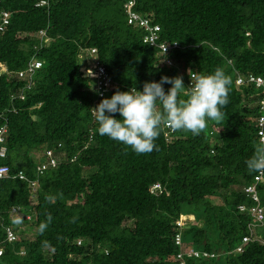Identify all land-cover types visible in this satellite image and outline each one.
<instances>
[{
  "label": "trees",
  "instance_id": "trees-1",
  "mask_svg": "<svg viewBox=\"0 0 264 264\" xmlns=\"http://www.w3.org/2000/svg\"><path fill=\"white\" fill-rule=\"evenodd\" d=\"M125 1L0 0V264H264V224L244 191L253 186L264 209V175L246 165L264 88L236 85L264 79V0H135L132 10L160 26L158 41L178 44L172 67L127 23ZM97 67L110 89L98 90ZM217 67L231 77L229 103L201 135L163 129L158 151L136 154L97 132L91 109L117 90L164 76L188 88L189 71ZM50 150L56 165L39 172ZM187 215L195 224L178 227Z\"/></svg>",
  "mask_w": 264,
  "mask_h": 264
},
{
  "label": "clouds",
  "instance_id": "clouds-1",
  "mask_svg": "<svg viewBox=\"0 0 264 264\" xmlns=\"http://www.w3.org/2000/svg\"><path fill=\"white\" fill-rule=\"evenodd\" d=\"M189 75L191 86L188 88L185 87L182 76H164L160 82H145L143 91H138L135 87L126 92L117 90L110 99H102L91 109L98 124L97 132L101 136L125 144L136 154L158 151L155 141L163 129L171 132H190L193 136L201 135L209 120L218 122L224 118L222 109L229 103L231 77L226 75L223 67H217L212 74L189 71ZM164 84L172 85L167 93ZM116 113H119L122 119L115 118ZM48 152L55 159L53 152ZM45 155L47 157V154ZM246 165L249 172L264 175V138L255 144L254 153L246 160ZM156 185H153L151 190L158 189L159 185L154 188ZM248 187L246 186L244 191ZM254 193L256 195L255 190ZM254 202L256 206L250 209V212L258 225L263 226L264 209L258 203L259 200ZM257 210L261 211L262 219L258 218ZM51 219L49 216V223ZM178 222L181 223L182 219ZM46 227L45 223H41V234ZM44 246H48L47 241Z\"/></svg>",
  "mask_w": 264,
  "mask_h": 264
},
{
  "label": "built area",
  "instance_id": "built-area-1",
  "mask_svg": "<svg viewBox=\"0 0 264 264\" xmlns=\"http://www.w3.org/2000/svg\"><path fill=\"white\" fill-rule=\"evenodd\" d=\"M44 2H42L43 4ZM135 6V0H126L124 8L126 10L127 14V23L129 25H132L133 27H137L138 29L142 30L144 34L142 35V43L149 45L150 47L157 48L160 50V54L165 58V63L167 66L172 67L173 63L172 60L168 58L170 54L174 52L178 48L177 43H172V44H166L163 42L158 41L159 39V32H160V26L157 24H154L152 22V19L149 18L148 16H143L138 12L133 11V7ZM7 15L4 14V23H7ZM93 52V51H92ZM41 67V62L35 61L32 62L27 70V74L31 75L33 70L39 69ZM94 75L95 82L97 84L98 90L100 89H110L111 86V80L106 73L105 69L103 67H97L94 71H92ZM19 76L23 77L24 73L20 72ZM190 77V75H189ZM189 85L191 86V78ZM236 85L237 86H242V85H253L255 88H264V79L260 76H255V75H247V76H239L236 80ZM263 94L261 99L259 98V107L261 109V115L259 116L258 120V135L261 138H264V89H263ZM6 133V126H1L0 127V159L5 158L6 156V147H5V141H4V134ZM167 136V134H166ZM47 163L42 165L40 168H38L39 172H42L45 167L50 166V167H55L56 161L54 158L51 157V153L47 152ZM8 172V169L6 166L1 165L0 166V179L4 178L6 173ZM21 175V173H19ZM260 173H258V176L255 178V180H260ZM154 188H158V185H156ZM247 193L252 194V199L254 201H257L258 198L256 197L254 193V187H248L245 190ZM243 206H241V210H243ZM15 211V210H13ZM257 216L259 219H262L263 215L260 210H257ZM182 224L180 222L177 223V226H181ZM6 233V240L8 242H13L15 240V235L13 231L8 227L5 230ZM175 242L176 244H180V236L176 235L175 237ZM248 242V238H243V244ZM242 245L240 244L238 247H236L237 252L242 251ZM3 255V250L0 249V257ZM197 255V253H195Z\"/></svg>",
  "mask_w": 264,
  "mask_h": 264
},
{
  "label": "rangeland",
  "instance_id": "rangeland-1",
  "mask_svg": "<svg viewBox=\"0 0 264 264\" xmlns=\"http://www.w3.org/2000/svg\"><path fill=\"white\" fill-rule=\"evenodd\" d=\"M32 156H33V158H37V154H35V153H32ZM84 172H87V169H84L83 170ZM193 220V216H184V217H182V222H181V224H182V226L183 225H186V223L188 222V224L189 223H191V224H195V222L194 221H192ZM186 222V223H185ZM262 230V229H261ZM260 230V228H258V230H257V233L258 234H262L263 233V231H261Z\"/></svg>",
  "mask_w": 264,
  "mask_h": 264
}]
</instances>
